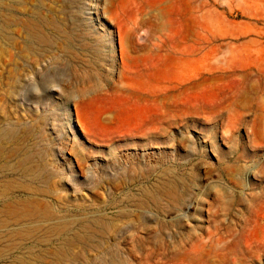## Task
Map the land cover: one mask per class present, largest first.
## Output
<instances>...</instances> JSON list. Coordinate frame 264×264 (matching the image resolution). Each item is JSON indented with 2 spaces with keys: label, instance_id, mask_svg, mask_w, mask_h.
<instances>
[{
  "label": "rangeland",
  "instance_id": "374dc122",
  "mask_svg": "<svg viewBox=\"0 0 264 264\" xmlns=\"http://www.w3.org/2000/svg\"><path fill=\"white\" fill-rule=\"evenodd\" d=\"M0 264H264V0H0Z\"/></svg>",
  "mask_w": 264,
  "mask_h": 264
},
{
  "label": "bare ground",
  "instance_id": "6f19581e",
  "mask_svg": "<svg viewBox=\"0 0 264 264\" xmlns=\"http://www.w3.org/2000/svg\"><path fill=\"white\" fill-rule=\"evenodd\" d=\"M28 199V198H27ZM6 203V202H5ZM5 203H3V204H5ZM7 204V203H6ZM11 204V203H10ZM14 209H15V207H13ZM17 208V207H16ZM27 210V209H26ZM11 211H13V210H11ZM11 213V212H10ZM12 216V215H11Z\"/></svg>",
  "mask_w": 264,
  "mask_h": 264
},
{
  "label": "water",
  "instance_id": "95a60500",
  "mask_svg": "<svg viewBox=\"0 0 264 264\" xmlns=\"http://www.w3.org/2000/svg\"><path fill=\"white\" fill-rule=\"evenodd\" d=\"M71 110H72V107H71Z\"/></svg>",
  "mask_w": 264,
  "mask_h": 264
}]
</instances>
